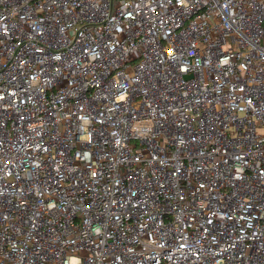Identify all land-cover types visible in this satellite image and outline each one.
<instances>
[{"label": "built area", "instance_id": "2783aa9c", "mask_svg": "<svg viewBox=\"0 0 264 264\" xmlns=\"http://www.w3.org/2000/svg\"><path fill=\"white\" fill-rule=\"evenodd\" d=\"M0 264H264V0H0Z\"/></svg>", "mask_w": 264, "mask_h": 264}]
</instances>
